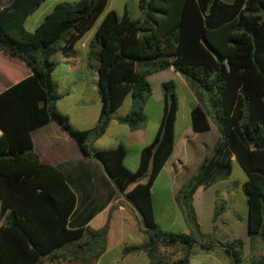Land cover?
<instances>
[{"label":"trees","instance_id":"trees-1","mask_svg":"<svg viewBox=\"0 0 264 264\" xmlns=\"http://www.w3.org/2000/svg\"><path fill=\"white\" fill-rule=\"evenodd\" d=\"M42 0H9L0 7V51L30 71L0 91V264H89L105 247L108 216L97 229L70 221L74 194L58 167L41 162L32 148L31 129L52 120L76 141L82 154L102 164L118 192L136 209L144 238L125 245L121 255L142 251L145 264H188L194 245L219 249L231 264L243 261V240L214 234L224 200L214 202L212 231L201 232L192 204L198 186L230 174L231 157L245 173L241 191L247 206L250 243L264 245V0H138L140 16L107 10L86 48L97 61L99 113L87 129L73 128L55 106L60 97L50 73L51 55L74 56L75 42L104 11L107 0H62L27 30L24 20ZM172 66L190 88L196 105L189 114L194 132L217 131L214 145L178 188L175 202L191 225L189 232L160 228L153 215L150 188L173 145L177 100L173 83H160L162 115L151 141L141 148L137 166L123 165L125 149L94 150L89 142L105 130L111 113L129 97V108L115 116L130 129L140 127L151 96L146 76ZM142 180V181H141ZM180 245L171 258L163 248ZM162 247V249H161Z\"/></svg>","mask_w":264,"mask_h":264},{"label":"crops","instance_id":"crops-1","mask_svg":"<svg viewBox=\"0 0 264 264\" xmlns=\"http://www.w3.org/2000/svg\"><path fill=\"white\" fill-rule=\"evenodd\" d=\"M59 1L62 0H42L39 6L25 18V28L30 31L33 30L42 21L44 16L52 10L55 3ZM119 1L118 5H112L110 3L111 0H107L104 11L98 19L100 20L103 13L107 10H113L118 16L122 15L125 9L133 18H137L141 15L138 8V0ZM8 2L9 0H0V7L6 6ZM98 19L97 23L99 21ZM91 27H94V24ZM84 34L85 32L73 46V57L67 58L60 51H56L51 55V59L55 62V65L50 76L52 81L56 84L57 91L60 94V97L55 102V106L59 112L67 117L69 124L78 130L90 128L96 123L100 106L96 90L97 61L87 55L86 44L90 36H84ZM167 71L179 77L182 83L186 84L184 79L172 66L152 72L146 76L150 88L152 87L149 76L153 77L152 83L156 89L154 92L155 96L153 95V88L151 89V96L144 104V107L147 103L154 104L155 116L153 119H150L146 115L144 123L135 129H130L127 125L118 123L115 120V116L124 114L129 108L128 98L125 108L121 112L117 111V109L123 106L125 98L111 113V118L104 132L96 139L90 141L89 147L97 150L113 148L118 144L122 145L125 149L123 165L129 170H134L137 166L141 148L151 141L159 125L163 101L161 92L158 95V89H160L158 87L160 83L164 81L163 77H166L162 74ZM28 74H30L29 69L21 61L0 51V91ZM60 82L67 85L62 90L59 88ZM186 86L187 92L192 98V104L187 112V126L177 138H173L172 150L155 176L150 188L152 196L155 180L161 175L165 178L164 183L166 185L165 190L167 198L165 208L168 209V207L171 206L170 210L172 212L173 207L176 212H179L174 199L178 188L188 178V175L196 171L204 156L210 153L217 136L216 128L212 123L209 124V128L206 131H192L189 114L192 107L196 105V100L187 84ZM29 138L38 159L45 164L58 167L74 194V206L70 214V221L78 224L80 219L87 217V221L83 226L97 229L105 222L106 217H109L108 229L105 235V247L97 259L89 264H96L97 260L103 253L107 252L111 245L117 243L122 245L123 243L124 245H122L121 248L127 245V240L132 238L133 235H136V233L141 234V239L138 240L139 242L132 245H139L142 243L144 235L136 209L122 193L116 190L114 183L97 158L93 155H83L76 141L66 130L52 120L31 129ZM204 142H206L208 146L203 144ZM202 145L206 147V150H204ZM232 158L233 157H231V160ZM228 184L226 179H217L205 187L198 186L194 190L192 194V204L197 222V215L203 208L205 209L209 197L205 195L203 191L214 186L212 192L214 206L215 200L219 199V189H226L229 187ZM229 197L231 198L230 195ZM168 214L172 213L166 212V215ZM170 219V224H172L173 218L171 217ZM1 222L2 219L0 218V224ZM158 226L164 230H166L167 227ZM243 226H245L247 230V206L245 219L238 214H229L226 216L224 209L216 220V230L220 233V236L229 235L232 238L236 237L239 235L238 233ZM199 228L201 230L200 224ZM201 232L204 233L202 230ZM139 252H141V254L143 253L142 251ZM171 254L173 256V253ZM134 256H136L135 252L125 255H121L120 253L117 260L123 262L127 258L129 259ZM65 262L69 261H62L59 264ZM70 263L74 264L72 261H70Z\"/></svg>","mask_w":264,"mask_h":264},{"label":"rangeland","instance_id":"rangeland-1","mask_svg":"<svg viewBox=\"0 0 264 264\" xmlns=\"http://www.w3.org/2000/svg\"><path fill=\"white\" fill-rule=\"evenodd\" d=\"M226 1V0H225ZM119 0H111L112 5H118ZM99 18V17H98ZM99 20V19H98ZM97 23H94V27ZM94 27H91L87 32H85V35H88L91 37V35L94 32ZM166 77H163L164 81L170 80L173 83V90L174 94L177 100V112H176V120L174 123V138H177L184 130V128L187 126V112L192 104V98L187 92V86L186 84H183L179 77H176L174 74H172L170 71L165 72L164 74ZM152 76H149V80L151 82V87L153 88V95L155 96V87L152 83ZM65 86L64 83H59V88L62 90ZM151 88V89H152ZM159 88V87H158ZM160 94V89H158V95ZM128 96L126 97L123 106H121L119 109H117L118 112H121L128 101ZM143 112L145 116L147 115L150 119H153L155 116V106L154 104L147 103L145 107H143ZM203 144H206L204 142ZM204 150H206V147L202 145ZM208 146V145H207ZM195 172V171H194ZM193 172V173H194ZM192 174V173H191ZM190 174V175H191ZM188 175L187 177H189ZM246 176L245 173L242 171L238 163L232 158L230 163V174L226 178V181L229 183L226 189L220 188L218 192V198L224 199V209H225V215L228 216L229 214H238L243 219H245L246 214V204L244 195L241 192V183L245 180ZM165 178L161 175L159 176L153 186L152 191V201H153V211H154V219L156 223L162 227H166V231L176 233V232H189L191 229V225L189 221L187 220L185 214L182 212L180 207L178 206L179 212H176L175 208L173 207L172 210H170L171 206L168 207V209L165 208L166 206V185L164 183ZM213 188L209 187L203 193L208 197V201L206 202L205 209L203 208L200 213H198V223L201 226V230L204 231V233L211 232V223H210V215L213 208V201H212V192ZM225 190V191H224ZM226 192V194H225ZM228 192V194H227ZM231 196V198L229 197ZM168 204V203H167ZM167 213H172L168 214ZM170 215V216H169ZM173 218L172 224H170L171 219ZM211 229V230H210ZM214 234L220 239H230L231 236H220V233L215 229ZM239 235L236 236L238 238H241L243 240V261L248 262L249 258H256V257H264V245L263 243L255 238L251 243L248 238L246 227L243 226L241 231L238 233ZM234 238V237H233ZM141 239V234L136 233V235H133L132 238H129L127 240V245L136 244V242H139L138 240ZM122 245H124L122 243ZM120 243L113 244L109 247L107 252L103 253L102 256L97 260L96 264H145L147 263L148 259L145 256V254H141V252H135L134 257L127 258L125 261L120 262L118 261V255L120 254L121 246ZM165 253H173V256L171 255V258H174L176 256L181 255L180 245H175L171 247H165L163 248ZM69 262H65L63 264H72L70 263L71 260H67ZM73 262V261H72ZM43 264H48L46 261ZM188 264H231L229 263L227 257L222 253L219 249H214L211 251H206L199 247L198 245H194L191 249L190 255H189V261Z\"/></svg>","mask_w":264,"mask_h":264},{"label":"water","instance_id":"water-1","mask_svg":"<svg viewBox=\"0 0 264 264\" xmlns=\"http://www.w3.org/2000/svg\"><path fill=\"white\" fill-rule=\"evenodd\" d=\"M247 220H248V217H247Z\"/></svg>","mask_w":264,"mask_h":264}]
</instances>
